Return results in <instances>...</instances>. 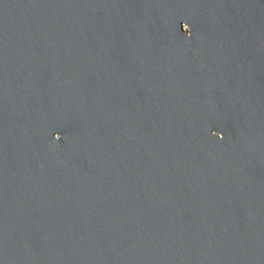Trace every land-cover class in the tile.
<instances>
[{
  "label": "water",
  "instance_id": "water-1",
  "mask_svg": "<svg viewBox=\"0 0 264 264\" xmlns=\"http://www.w3.org/2000/svg\"><path fill=\"white\" fill-rule=\"evenodd\" d=\"M0 264H264V0H0Z\"/></svg>",
  "mask_w": 264,
  "mask_h": 264
}]
</instances>
